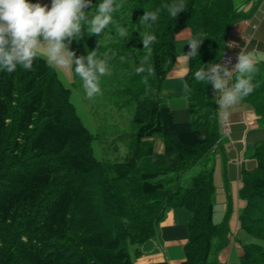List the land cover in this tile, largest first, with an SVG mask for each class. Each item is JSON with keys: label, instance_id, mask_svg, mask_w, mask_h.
I'll list each match as a JSON object with an SVG mask.
<instances>
[{"label": "trees", "instance_id": "trees-1", "mask_svg": "<svg viewBox=\"0 0 264 264\" xmlns=\"http://www.w3.org/2000/svg\"><path fill=\"white\" fill-rule=\"evenodd\" d=\"M259 2L245 11L237 0H185L187 7L172 17L169 0H116L115 26H126L129 38L114 34L110 24L96 53L109 56L103 77L112 95L134 105L137 130L122 160L96 156L95 134L78 114L71 89L41 56L28 71L0 72V264H136L142 243L156 237L176 207L189 212L182 264H217L212 254L227 242L229 226L214 221V168L202 160L221 137V117L211 83L194 73L223 56L233 25ZM145 8L159 13L142 27L137 20ZM184 27L205 37L199 53L188 54L192 118L178 121L160 90L177 55L175 35ZM140 32L156 36V43L144 48ZM97 38H86L91 49ZM145 56V71L137 73ZM252 78L253 91L241 101L264 126V58ZM153 137L163 141L162 153L155 152ZM252 156L257 165L242 173L239 223L264 239V141ZM240 264H264V246L245 244Z\"/></svg>", "mask_w": 264, "mask_h": 264}, {"label": "clouds", "instance_id": "clouds-1", "mask_svg": "<svg viewBox=\"0 0 264 264\" xmlns=\"http://www.w3.org/2000/svg\"><path fill=\"white\" fill-rule=\"evenodd\" d=\"M93 4V0H50V6L40 0H0V72L13 73L18 67L28 71L34 59L41 56L53 68L71 65L82 81L85 95H99L101 88L98 79L108 73L109 60L107 54L97 56L96 50L101 46L99 38L110 24L114 25V34L124 40L130 34L126 26H115L113 14L120 7L116 0H95V11L89 13ZM186 7L185 0H169L167 4L172 17ZM158 13V8H145L137 24L143 27L146 23H155ZM85 34L98 37L96 48L87 50L86 55L77 56L69 45ZM204 37L198 34L189 37L185 43L189 45V50L185 53H199ZM140 39L144 48L156 43V36L151 33L140 32ZM221 61L222 56L212 63H205L194 73V78L211 83L217 93V107L227 109L253 91L252 77L256 61L246 47L240 49L231 67L230 58L226 62ZM147 62V56L139 59L135 71H145ZM147 70L151 71L150 68ZM185 88L187 90V86Z\"/></svg>", "mask_w": 264, "mask_h": 264}, {"label": "crops", "instance_id": "crops-1", "mask_svg": "<svg viewBox=\"0 0 264 264\" xmlns=\"http://www.w3.org/2000/svg\"><path fill=\"white\" fill-rule=\"evenodd\" d=\"M257 2L259 0H244L239 6L245 11H252ZM189 37V27L182 28L175 35L177 55L160 90V97L178 121L191 119L185 89V75L189 68V55L185 53L189 50V45L185 43ZM245 47L255 61L264 58V0L259 2L250 17L233 25L224 52L232 56L234 64L237 53ZM210 95L216 101L217 93L212 85ZM219 114L221 137L217 148L212 150L217 154L213 174L214 217L216 203L221 206L223 204L226 210H231L233 203L237 204V215L234 229H229L227 242L213 252L212 258L217 264H240L244 245L253 238L240 229L239 213L245 206V201L240 196L242 173L243 170H252L257 165L252 155L255 146L264 141V126L259 123L258 116L250 104L241 100L227 109L219 108ZM151 139L155 152L162 153L165 147L163 141L159 137ZM188 219L189 212L185 208L168 210L159 223L156 237L144 241L140 254L133 257L135 263L166 261L168 264H182L186 257L184 247L189 235Z\"/></svg>", "mask_w": 264, "mask_h": 264}, {"label": "rangeland", "instance_id": "rangeland-1", "mask_svg": "<svg viewBox=\"0 0 264 264\" xmlns=\"http://www.w3.org/2000/svg\"><path fill=\"white\" fill-rule=\"evenodd\" d=\"M243 1L237 0L239 4L243 3ZM40 2L50 6V0H40ZM88 36L87 34L82 35L79 40L75 41L76 43L69 45L75 55H86L87 50L91 49L86 42ZM56 70L62 81L71 89V100L84 124L95 134L94 150L96 156L102 160H122L127 155L128 142L137 130L134 122L133 103L121 104L122 102L118 100V96L112 95L111 87L104 83L103 76L98 79L101 88L100 94L87 97L82 87V81L74 73L71 65L56 68ZM216 158V152L211 151L202 161H209V164L215 168ZM216 207L214 221L221 223L226 220L229 229H234L237 204L233 203L231 210H226L223 204L221 206L216 203ZM242 231L248 234L244 229ZM253 240L264 246V239L255 237L251 241L253 242Z\"/></svg>", "mask_w": 264, "mask_h": 264}, {"label": "built area", "instance_id": "built-area-1", "mask_svg": "<svg viewBox=\"0 0 264 264\" xmlns=\"http://www.w3.org/2000/svg\"><path fill=\"white\" fill-rule=\"evenodd\" d=\"M229 58L231 59V63L229 64V67H231V65L233 64V59L232 56L227 53V52H223V56H222V61L221 62H226L229 60ZM220 139L213 145L212 150H215L217 148V146L219 145Z\"/></svg>", "mask_w": 264, "mask_h": 264}]
</instances>
